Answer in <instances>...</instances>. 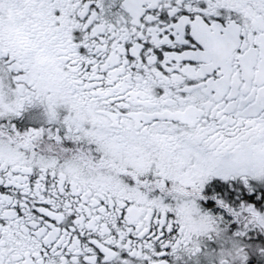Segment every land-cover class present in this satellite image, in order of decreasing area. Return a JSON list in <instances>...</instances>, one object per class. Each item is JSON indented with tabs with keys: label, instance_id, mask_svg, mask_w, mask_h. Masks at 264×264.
Here are the masks:
<instances>
[{
	"label": "snow or ice",
	"instance_id": "snow-or-ice-1",
	"mask_svg": "<svg viewBox=\"0 0 264 264\" xmlns=\"http://www.w3.org/2000/svg\"><path fill=\"white\" fill-rule=\"evenodd\" d=\"M0 264H264V0H0Z\"/></svg>",
	"mask_w": 264,
	"mask_h": 264
}]
</instances>
